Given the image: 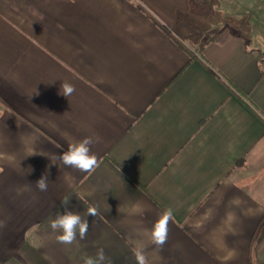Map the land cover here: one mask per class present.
<instances>
[{"label": "crops", "instance_id": "obj_1", "mask_svg": "<svg viewBox=\"0 0 264 264\" xmlns=\"http://www.w3.org/2000/svg\"><path fill=\"white\" fill-rule=\"evenodd\" d=\"M210 6L0 0V264H136L132 241L148 264H264V47ZM84 137L93 172L52 164ZM66 210L89 222L71 245Z\"/></svg>", "mask_w": 264, "mask_h": 264}, {"label": "clouds", "instance_id": "obj_2", "mask_svg": "<svg viewBox=\"0 0 264 264\" xmlns=\"http://www.w3.org/2000/svg\"><path fill=\"white\" fill-rule=\"evenodd\" d=\"M60 92L63 96L68 97L75 92L74 85L62 82ZM96 142L92 137H84L77 143L70 144L66 151L57 156V163H52L68 168H73L82 173H91L98 166V158L95 154L91 153V145ZM36 187L40 191H47L48 176L43 175L35 182ZM97 209L89 207L86 212L87 216L95 217ZM174 214L171 208L165 210L159 218L154 222L152 228L147 231L146 237L149 243L157 249H163L167 243L169 234V223L173 220ZM3 224L0 222V227ZM50 228L58 232L56 239L59 243L71 245L77 237L83 240L88 232L89 222L86 218H82L78 212L66 210L58 214L50 222ZM134 248V257L136 264H148L147 258L144 254V244L140 241H132ZM107 257L105 256L103 248L97 250L95 256H87L84 258V264H105Z\"/></svg>", "mask_w": 264, "mask_h": 264}, {"label": "rangeland", "instance_id": "obj_3", "mask_svg": "<svg viewBox=\"0 0 264 264\" xmlns=\"http://www.w3.org/2000/svg\"><path fill=\"white\" fill-rule=\"evenodd\" d=\"M201 2L209 6L214 5L206 9V13L210 10L214 15L217 11H221L219 17L222 19L238 21L239 24L246 25L247 30L246 27L242 30L248 32L249 43L253 38L256 40V45L264 47V0H201ZM225 14L226 18L223 16Z\"/></svg>", "mask_w": 264, "mask_h": 264}, {"label": "trees", "instance_id": "obj_4", "mask_svg": "<svg viewBox=\"0 0 264 264\" xmlns=\"http://www.w3.org/2000/svg\"><path fill=\"white\" fill-rule=\"evenodd\" d=\"M157 24V23H156ZM159 27H161L159 24H157ZM163 31H165L164 30V28L162 27L161 28ZM215 36L214 35H211V36H207V37H205V42H208V40H210V39H213ZM259 53V55H260V60H259V63H260V68H261V72H262V74L264 75V52H258Z\"/></svg>", "mask_w": 264, "mask_h": 264}]
</instances>
